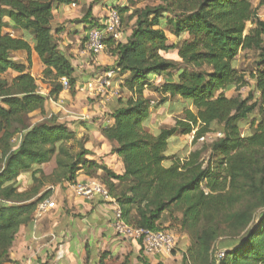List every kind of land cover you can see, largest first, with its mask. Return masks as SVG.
Returning a JSON list of instances; mask_svg holds the SVG:
<instances>
[{
  "label": "trees",
  "instance_id": "trees-1",
  "mask_svg": "<svg viewBox=\"0 0 264 264\" xmlns=\"http://www.w3.org/2000/svg\"><path fill=\"white\" fill-rule=\"evenodd\" d=\"M127 1L130 5L114 8L122 27L130 13L131 35L125 43L106 41V52L117 57L115 69L106 72L129 74V96L119 97L112 113L115 123L102 131L118 144L114 153L125 173L117 175L87 160L91 153L83 140L56 117L47 118L48 99L38 94L30 72L29 40L6 31L10 19L14 31L34 39L45 67L44 81L52 88L50 98L64 91V78L74 92L75 69L59 50L52 21L60 6L77 0H0V264L11 263L10 250L20 228L30 225L37 204L50 198L52 190L40 195L44 184L75 183L81 171L107 187L125 221L136 228L167 230L161 225L164 215L181 210V230L190 240L182 264H213L214 247L228 233L237 234L238 242L225 247L220 264H264V20L253 0H156L159 5L134 13L130 6L146 0ZM96 4H90L87 19ZM167 32L179 46L170 44ZM20 51L27 52L28 66L12 56ZM245 51L258 54L251 75L257 99L255 94L227 97L247 86L237 69L238 56ZM10 70L18 76L9 82L2 76ZM157 77L165 82L152 83ZM169 99L179 100L184 117L150 133L144 122ZM185 101L192 103L193 111ZM256 111L261 121L244 136L241 126ZM194 132L195 143L210 133L223 137L184 159L168 154L170 139ZM54 158L57 169L52 176L37 178L34 173V188L17 192L15 182L22 173Z\"/></svg>",
  "mask_w": 264,
  "mask_h": 264
},
{
  "label": "crops",
  "instance_id": "crops-1",
  "mask_svg": "<svg viewBox=\"0 0 264 264\" xmlns=\"http://www.w3.org/2000/svg\"><path fill=\"white\" fill-rule=\"evenodd\" d=\"M94 1L96 0H77L71 5L60 6L54 12L53 34L59 50L66 55L75 69L74 77L76 78L74 92L70 89L64 90L56 99L50 98L52 88L44 81L45 67L35 51L34 39L28 33L14 31L10 19H6L9 24L6 31L13 37L29 40L32 48L30 72L37 80L38 87H42L47 96L48 101L45 107L47 118L56 117L59 124L65 125L76 134L77 139L83 140L84 148L91 153L87 156V160L104 165L117 175H124V163L114 153L118 144L108 141L102 133L104 129L115 123L112 113L118 105L119 97L112 99L108 106L103 108L95 93L94 82L99 76L108 73L112 78L113 87L120 89L125 97H128L129 93L125 85L129 74L106 72L105 69H115L117 57L108 51L99 56H91L86 51L85 37L88 30L95 27L99 19L106 15L108 8L124 7L125 0H97L92 17L87 19V11ZM261 19L264 20V17ZM90 23L92 26L89 28L87 25ZM130 35L131 31L120 41L125 43ZM12 56L18 63L29 65L27 52H16ZM17 76V72L10 70L2 78L10 82ZM164 82L165 78L161 77L154 78L152 81L156 85ZM147 96H154V94L150 93ZM185 103L188 109L193 110L190 101ZM180 106L178 99H169L157 113L152 112L149 123L144 127L150 130V133H155L152 129L169 124L173 116L179 114ZM69 146L72 147V144ZM56 169L57 159L54 158L48 164L35 166L33 172L22 173L15 182L17 192L24 193L34 188V173L37 178H47L52 176ZM100 175H102L101 171L97 176ZM93 178L95 177L81 171L75 183L65 182L57 186L44 184L40 195L52 190L49 199L56 203L57 208L43 216L37 223L32 222L20 228L10 250L11 263L9 264L183 263L189 246L187 238L182 239L179 249L172 254H147L138 242L119 237L114 227L116 211L120 208L117 201L116 203L106 202L101 195L86 201L76 195L75 184ZM161 225L162 228H168L170 223L162 219Z\"/></svg>",
  "mask_w": 264,
  "mask_h": 264
},
{
  "label": "built area",
  "instance_id": "built-area-1",
  "mask_svg": "<svg viewBox=\"0 0 264 264\" xmlns=\"http://www.w3.org/2000/svg\"><path fill=\"white\" fill-rule=\"evenodd\" d=\"M122 30L119 11L114 7L108 8L106 15L99 19L97 25L88 30L85 37L86 51L91 56H99L105 53L106 41L110 38L121 40ZM117 72L120 73L119 70ZM61 83L64 90H69L70 83L68 79H62ZM94 84L96 85L95 93L99 99V104L103 108L107 107L112 99L121 95L120 90L113 87L112 78L108 73L96 78ZM38 94L47 98L42 87H38ZM75 191L80 199L86 201H91L96 195H101L106 202L116 203L107 187L94 178L86 182L76 183ZM56 208V203L50 199L39 202L33 215V222L37 223L43 216L56 210ZM114 227L119 237L138 242L147 254H172L179 245L178 237L170 231H151L129 225L124 219L121 208L116 211ZM223 258L224 253H220L218 260L221 261Z\"/></svg>",
  "mask_w": 264,
  "mask_h": 264
},
{
  "label": "rangeland",
  "instance_id": "rangeland-1",
  "mask_svg": "<svg viewBox=\"0 0 264 264\" xmlns=\"http://www.w3.org/2000/svg\"><path fill=\"white\" fill-rule=\"evenodd\" d=\"M255 9L257 11V14L259 16V18L264 17V0H253ZM160 2L156 1V0H146L143 1L141 3H137L136 6L131 8V11L134 13L136 11H140L142 9H145L146 7H155L157 5H159ZM124 5H130L128 3L127 0H125ZM129 14H126L123 17V30H122V38H124V36H126V34L130 33L131 30V25L130 22L128 21V17ZM91 23L90 25H87V27H91ZM162 28H165L164 25H162ZM250 28V26H249ZM167 35L170 39V44L172 45H176L179 46L180 45V41L175 38L174 36H172L169 32H167ZM173 55V54H171ZM257 53L254 51H245V52H241L238 56L237 59V69L239 70V72L244 75V77H246V81H247V86H245L244 88H242V90L240 91H236L235 89L232 90V93H227V97H237V96H241L243 98H248L250 95H254L255 94V82L251 79V75L254 74L257 70ZM120 90V89H119ZM121 95L120 97L124 98L125 94L120 90ZM147 95L150 94V92H146ZM255 99H257L258 95L255 94ZM127 97V96H126ZM125 97V98H126ZM156 100L159 101L158 96H155ZM193 111V110H192ZM153 113H157V111H154ZM184 115L182 112H180L179 114H176L175 116H173V120L169 122V124L166 125H162L157 129H152L155 130V133H157L159 131V129L165 128V127H172L175 125L176 120L179 118H183ZM261 121V116L259 114V111H256L249 119L248 121H246L245 123L242 124V132L244 136H248L250 134H252L258 127V123ZM149 123V119H147L144 122V126H146ZM217 126H214L213 129L217 130ZM148 130V129H147ZM150 132V130H148ZM194 135L195 132L192 135H188V136H181V137H174L172 139H170L169 141V150H168V154L170 155H177L181 158H186L191 152H194L198 149H201L204 145L207 144H211L212 142L220 139L223 137V135L218 132V133H210L208 134L205 138L200 139L197 143L194 142ZM204 159L209 160L210 157V153L206 152L204 154ZM181 218H182V213L181 210L174 208L172 211L168 212L167 214L164 215L163 220L170 223V226L167 229V231L172 232L175 236H177L179 238V245L176 248V250L179 249L180 245L182 244L181 241L183 238H188V236L182 232L181 230ZM235 235L237 234H233V233H228L227 235L223 236L219 242L215 245L214 250L212 252V263L213 264H220V261L218 260V255L220 253H224L226 252V248L229 245H234L238 242V238L239 236H236L238 238L235 237ZM190 241V240H189ZM190 243V242H189ZM189 249V246L188 248ZM188 252V250H187ZM187 254V253H186Z\"/></svg>",
  "mask_w": 264,
  "mask_h": 264
}]
</instances>
